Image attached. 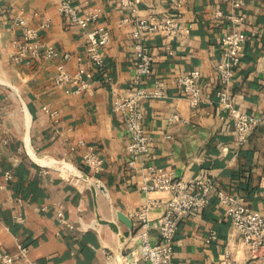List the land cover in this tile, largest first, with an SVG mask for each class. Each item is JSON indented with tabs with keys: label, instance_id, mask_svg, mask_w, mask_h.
Wrapping results in <instances>:
<instances>
[{
	"label": "crops",
	"instance_id": "obj_1",
	"mask_svg": "<svg viewBox=\"0 0 264 264\" xmlns=\"http://www.w3.org/2000/svg\"><path fill=\"white\" fill-rule=\"evenodd\" d=\"M121 1L74 2L80 13L100 11L99 25L111 34V43L103 49L105 72L120 95L134 90L136 74L134 27L121 23L132 13ZM131 1L136 18L179 13L186 26L192 25L184 39L161 33L145 38L154 57L146 86L163 81L166 93V98L146 100L142 106V124L151 137L150 164L189 184L212 175L221 191L264 215V125L238 147L233 122L221 120L215 97L216 68L223 59L222 39L229 27L216 12L227 14V4L187 0L175 10L174 0ZM59 7L58 0H0V186L6 185L0 189V254H16L19 243L37 264H108V253L141 250L137 213L149 201L169 196L143 192L145 174L129 168L126 125L113 109L114 94L101 71L88 63L94 81L88 91L73 95L55 86L57 61H13L22 41L21 19L33 28L49 21L41 38L61 56L85 53V33L62 16ZM242 13L247 18L242 27L247 41L232 95L241 111L257 116L264 111V0H246ZM67 69L74 71L73 62ZM192 70L202 75L201 103L196 108L177 84ZM44 107L59 115L51 117ZM174 115L178 120H171ZM79 141L103 160L102 173L95 175L84 165L86 149L77 147ZM72 146L77 147L74 152ZM7 172L13 180L5 184ZM162 212L154 208L149 218L155 221ZM212 232L215 241L209 239ZM157 241L158 229L153 228L150 243ZM175 243L172 264H219L225 258L258 264L249 261L247 248L215 195L206 209L180 224Z\"/></svg>",
	"mask_w": 264,
	"mask_h": 264
},
{
	"label": "built area",
	"instance_id": "obj_2",
	"mask_svg": "<svg viewBox=\"0 0 264 264\" xmlns=\"http://www.w3.org/2000/svg\"><path fill=\"white\" fill-rule=\"evenodd\" d=\"M60 2L59 13L67 17L71 24L78 26L87 39L85 53L73 57L69 53L62 56L50 43L41 38V31L49 27V21L42 22L38 28L28 25L26 20L18 21L22 29V41L18 44L13 61L16 63L53 62L57 61V74L54 78L56 87L64 88L66 93L78 95L88 91L94 81L95 73L87 66L91 63L96 71H101L102 78L106 80L114 94L113 109L120 114L126 125L129 142L126 150L130 156L129 168L145 174L146 183L142 187L145 193L159 192L167 194V199L149 201L138 213L139 231L138 240L141 244L140 251L130 253H108L106 256L108 264H172L175 256V238L180 224L206 209L211 202V197L216 196L219 203L225 207L233 227L239 233L241 242L248 250L251 263L264 264V215L248 209L238 197L230 196L218 188L215 178L206 175L189 184L183 178H177L172 172L156 168L149 162L151 152V137L146 133L142 121L144 113L143 102L150 99L166 98L165 84L157 81L153 86H146L147 78L153 71L154 57L145 42V38L153 34H168L177 39L190 36L192 25L186 26L179 13L164 17L150 16L147 18H136L134 5L131 0H122L123 7L131 10L132 16L122 19V24H131L133 31V55L136 74L133 79L134 90L122 95L114 88L112 78L105 72V56L103 49L111 43L109 30L99 25L101 18L98 9H88L80 13L75 0H58ZM163 3L169 0H159ZM228 6L227 14L222 11L216 12L217 18H224L229 23L228 32L222 39L223 59L216 68L218 76V88L215 94L216 101L221 113V120L231 119L236 132V143L238 147L244 146L261 125H264V111L260 115H252L241 111L233 100L232 85L236 72L241 64L244 47L247 41L242 27L247 18L242 13L246 0H224ZM187 0H174L173 8L180 10ZM90 26H95L88 31ZM169 55L174 52L167 47ZM73 62L74 71L67 69V65ZM202 78L199 70L184 73L177 79V84L189 97L192 108L201 103L203 88L200 85ZM46 114L56 118L59 114L47 107L43 108ZM172 121L178 120L174 115ZM77 147L85 148L83 154L84 165L98 175L104 171V162L94 152L92 147L86 146L83 141L77 143ZM76 146L71 147L74 152ZM5 184L13 180V174L7 172L4 177ZM6 185H1L0 189ZM162 209V215L155 221L149 218L150 210ZM58 218L63 220L62 213ZM22 221L21 217L17 218ZM73 228V227H71ZM158 229V241L150 243V231ZM210 241L217 239L216 233L212 232ZM17 253L14 255L1 253V264H18L24 261L27 264H37L29 259V249L22 244L17 245ZM219 264H242L230 258H225Z\"/></svg>",
	"mask_w": 264,
	"mask_h": 264
}]
</instances>
